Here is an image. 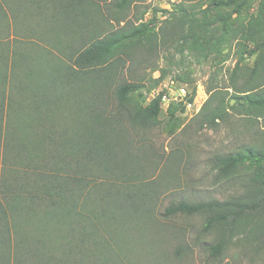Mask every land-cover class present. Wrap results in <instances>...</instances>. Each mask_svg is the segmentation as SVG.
<instances>
[{
    "label": "trees",
    "instance_id": "1",
    "mask_svg": "<svg viewBox=\"0 0 264 264\" xmlns=\"http://www.w3.org/2000/svg\"><path fill=\"white\" fill-rule=\"evenodd\" d=\"M129 1L121 0L120 7ZM235 3L233 11L219 14L221 36L214 43L238 35L242 45L247 40L253 47L246 45L250 55L260 51L254 77L264 67V0L261 22L243 30L231 19L244 2L215 0L218 7ZM93 21L82 0H0V254L5 264L13 256L16 264H78L72 259L78 254L92 258L80 264H102V252L134 264L145 249L155 253L150 240L159 235L156 225H163L159 186L142 174L133 150L135 131L157 123L165 92L143 105L135 95L141 85H115L109 71L114 54L152 31L155 22L102 36ZM12 32L14 40L6 37ZM194 44L204 46L198 39ZM244 97L248 109H264V87ZM225 111L210 109L203 123L216 124ZM169 113L176 118L174 108ZM216 162L224 175L248 165V187L264 188V150L246 147ZM263 207L264 200L253 199L180 200L169 203L164 215L205 211L208 231ZM223 246L220 240L211 249L219 256ZM153 256L162 263L160 252Z\"/></svg>",
    "mask_w": 264,
    "mask_h": 264
},
{
    "label": "rangeland",
    "instance_id": "2",
    "mask_svg": "<svg viewBox=\"0 0 264 264\" xmlns=\"http://www.w3.org/2000/svg\"><path fill=\"white\" fill-rule=\"evenodd\" d=\"M82 1L94 15L102 36L112 30L155 22L152 31L135 38L111 58L112 83H139L135 95L143 105L160 92L169 98L171 86H178L183 94L167 103L162 101L157 123L135 131L137 166L159 186L158 217L163 225H156L159 235L150 241L154 242L155 253L160 252V263L264 264V207L208 231L204 229L208 217L205 211L164 215L169 203L180 200H264V188L248 187L252 172L248 165L224 175L216 162L218 156L243 152L246 147L264 150V109H248L244 97L264 87V67L260 66L254 77L251 75L261 52L250 55L246 45L249 50L253 47L247 40L242 45L236 40L238 35L214 43L221 36L219 14L231 12L237 3L218 7L215 0H130L120 7L121 0ZM262 1L237 0L244 2V7L240 13H233L232 26L243 30L260 23ZM10 34L6 37L14 40L15 33ZM196 39L203 41L204 49L194 44ZM261 41L264 43V38ZM54 51L68 61L59 50ZM217 106L226 110L224 117L216 124L203 123L204 113ZM171 107L176 118L170 117ZM220 240L224 246L216 256L211 245ZM155 253L145 249L134 264H158ZM72 259L78 264L92 260L90 255L80 254ZM5 261L0 254V264ZM10 264H16V256ZM102 264H122V260L119 255L102 252Z\"/></svg>",
    "mask_w": 264,
    "mask_h": 264
},
{
    "label": "built area",
    "instance_id": "3",
    "mask_svg": "<svg viewBox=\"0 0 264 264\" xmlns=\"http://www.w3.org/2000/svg\"><path fill=\"white\" fill-rule=\"evenodd\" d=\"M178 86H171V91L169 92V98H168V96L164 93L163 95H162V101L164 102V103H167V100L168 99H173V98H176L175 96L177 95V97H181L183 94L181 93V90H180V88H177ZM161 93V92H160ZM160 93H158V94H160ZM158 94H156V96L158 95ZM155 97V96H154Z\"/></svg>",
    "mask_w": 264,
    "mask_h": 264
}]
</instances>
